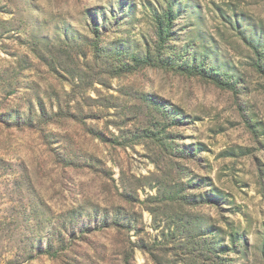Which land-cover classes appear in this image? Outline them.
<instances>
[{
    "label": "rangeland",
    "instance_id": "1",
    "mask_svg": "<svg viewBox=\"0 0 264 264\" xmlns=\"http://www.w3.org/2000/svg\"><path fill=\"white\" fill-rule=\"evenodd\" d=\"M0 264H264V0H0Z\"/></svg>",
    "mask_w": 264,
    "mask_h": 264
}]
</instances>
